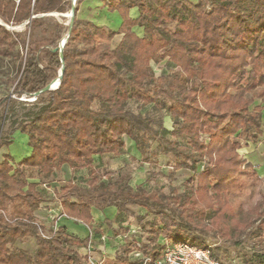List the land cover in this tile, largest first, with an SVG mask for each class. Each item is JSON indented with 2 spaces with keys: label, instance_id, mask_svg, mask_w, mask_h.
Instances as JSON below:
<instances>
[{
  "label": "trees",
  "instance_id": "trees-1",
  "mask_svg": "<svg viewBox=\"0 0 264 264\" xmlns=\"http://www.w3.org/2000/svg\"><path fill=\"white\" fill-rule=\"evenodd\" d=\"M102 1L109 12L120 15L118 31L79 19L83 0H75L71 24L56 23L50 37L36 40L26 32L43 24L41 15L64 13L66 0H0L3 24L28 22L23 32L0 25V57L18 60L12 93L0 101V110L35 96L33 102L26 101L34 107L27 120L15 129L27 136L29 156L15 163L4 154L0 162V264H87L78 253L82 240L62 227H54L45 238L35 218L46 200V185L53 182L46 180L63 166L72 175L85 170L87 180L81 186L72 176L54 191L60 216L81 222L91 232L92 208L115 207L126 214L127 205H134L156 218L148 223L147 242L140 249L152 260L162 256L166 242L181 240L209 247L218 259V248L202 236L187 234L185 228L193 226L226 242L252 234L263 243V251L247 264H264V202L251 214L221 211V196L241 189L242 179L252 176L263 183L251 164L245 162L241 170L238 150L239 140L255 143L262 136V106L256 100L264 103V0ZM134 8L139 16L131 19ZM135 28L142 29V36ZM63 36L67 41L60 53ZM117 36L118 44L109 47ZM96 40L106 46L97 48ZM60 55L64 70L59 86L40 93L58 77ZM166 59L155 78L151 63ZM130 100L148 109L132 112L127 108ZM165 115L172 120L171 131L163 126ZM125 139L142 164L156 165L159 156L170 157L169 178L181 169L193 174L186 181L189 194L166 203L171 212L141 186L112 181L113 173L105 172L107 182L99 181L95 158L119 155ZM12 142L3 141L0 149ZM27 239L34 241L32 251L19 246ZM129 246L120 248L117 264H137L127 260Z\"/></svg>",
  "mask_w": 264,
  "mask_h": 264
},
{
  "label": "rangeland",
  "instance_id": "rangeland-1",
  "mask_svg": "<svg viewBox=\"0 0 264 264\" xmlns=\"http://www.w3.org/2000/svg\"><path fill=\"white\" fill-rule=\"evenodd\" d=\"M73 0H66L65 4V12L64 13H58L54 12L57 15H51L44 18V22L41 25H38L34 28L32 33L28 30L26 32L27 35L33 34V37L36 40L43 39L50 37L52 35V29L53 26L56 23L62 24L64 26H67L70 23L69 16H66L68 13H70V6L72 4ZM192 2H196L197 0H191ZM67 13V14H66ZM107 15L105 20L107 21L109 25V29L112 31H118V29L121 26V17L118 14V12H109L107 10ZM62 16V17H61ZM64 16V17H63ZM11 28V27H10ZM13 30L10 31H18L23 32L25 30V25H19V26H13ZM64 37V36H63ZM115 41V40H114ZM109 47H114L115 42H111L108 44ZM96 46L97 48H103L106 46V44H103L102 42L96 40ZM23 54V53H22ZM168 59H166L164 62H161L159 64L153 65V76L155 78H158L161 74V69L164 67L165 62ZM18 60L9 58V57H0V101L4 99L5 97H10L13 89V82L16 78V66H17ZM35 99L32 97L30 99L20 98L19 101H17L14 105H11L8 109H4L3 111L0 110V117L2 116V119L0 120V144L3 141H10L13 140L14 136L19 132L18 130H15L19 123L22 121H26L29 111H31L34 107L28 102H33ZM28 101V102H26ZM260 100H256V103ZM127 108L132 112H145L147 108H140L138 103H136L133 100H130L127 104ZM3 117H5L3 119ZM153 117H157L156 114H153ZM163 126L166 130L171 131L172 130V120L168 115L164 116L163 119ZM168 139L173 140L172 138L168 137ZM235 141V140H234ZM239 143L241 145V148L238 150V155L243 162L241 164V170H244L245 168V160L242 157L241 149L246 144L245 141L239 140ZM17 144L18 139H14V142L8 147L10 153H14L17 151ZM7 148L3 146L0 149V158L2 155L7 151ZM132 153L129 150H123L120 155H122V158L116 156H109V159L105 161L106 167H102L99 173L102 175L99 179V181L107 182V178L104 176L105 172L113 173V176L111 177L112 181L115 180H121L123 182H128L130 186L133 188L137 186H141L145 191H147L151 196H155L159 199V202L162 203L164 206V209L167 212H171L170 205L167 206V202L174 197L175 195H181L186 196L189 194L188 186L186 184V181L193 176V174L189 171H186L184 169L178 170L172 178L168 177V174L171 172V160L170 157L167 156H159L157 158V164L156 165H148V164H142L140 162V155L139 154H130ZM135 153V152H134ZM133 155V156H132ZM121 159V161H119ZM123 159V161H122ZM14 161V159H13ZM119 161V162H118ZM15 162V161H14ZM32 177H37V174L34 171L29 172ZM70 176L68 173H62L58 170H55L51 178L47 179L46 181H51L53 179L56 180V182H61L59 189L65 185V182L68 181ZM81 179V178H80ZM87 178L82 176V181H76L77 184H80L81 186H85V181ZM37 181V180H35ZM243 186L241 189H236L235 193L232 194H224L221 196V200H223V207H221V211L223 212H233L241 209L242 214H251L256 212V205L264 202V184L260 183L259 181H255V179L250 176V178L242 179ZM50 183V182H49ZM47 183L46 188H50L52 190V193H54L55 187L54 185H51V187ZM51 184V183H50ZM57 187V186H56ZM194 190H196V180L193 184ZM44 188V187H43ZM212 192L209 191L208 195H211ZM64 196L63 194H60ZM198 192L195 193L194 197L198 198L200 201V197H198ZM59 195L56 194V201L59 202ZM178 208V207H177ZM176 208V209H177ZM127 209L129 210V213H122L124 218L126 219L128 224L132 225L135 232L130 236V234H127L125 232L124 235L126 236L124 247H126L130 243V249H132L131 252L127 254V260L128 261H136L139 259V255H141L143 252L140 250L141 245L143 243L147 242V231L149 229L148 223L155 221L156 218L153 214L147 213L146 210L139 208L134 205H127ZM260 211V210H259ZM1 212V211H0ZM175 216V220L183 224V221L181 218L177 216V213H173ZM53 216V215H52ZM142 218V219H141ZM239 217H237L235 220H238ZM264 218V214L263 217ZM261 218V220H262ZM260 220V221H261ZM37 221V220H36ZM259 221V222H260ZM126 223V222H125ZM126 226L122 227L121 230H125ZM256 225L250 229L254 230ZM186 232L187 234H191L194 236H202L204 238V241L207 245L219 249L218 259L226 262L227 264H247L251 261V258L255 254L262 253L263 251V243H260V241L257 238L251 237L252 234L244 233L239 238L232 240V241H222L217 238L213 234H211L209 231L204 230L201 227H193V226H187ZM40 234L49 236V233L47 232L46 228L40 232ZM127 234V235H126ZM134 239L135 242H132ZM161 241V240H160ZM32 242V243H31ZM139 243V247L136 245V243ZM180 242H185L188 245L193 246L192 244L188 243L187 241L181 240ZM161 243V242H160ZM28 251L33 250V240L30 241V243L25 244V246H20ZM88 243L85 245V259L87 260L88 255ZM90 248V247H89ZM123 252L121 251V253Z\"/></svg>",
  "mask_w": 264,
  "mask_h": 264
},
{
  "label": "crops",
  "instance_id": "crops-1",
  "mask_svg": "<svg viewBox=\"0 0 264 264\" xmlns=\"http://www.w3.org/2000/svg\"><path fill=\"white\" fill-rule=\"evenodd\" d=\"M107 8L103 4L102 0H83L79 6L77 16L81 20L91 22L97 27L108 28L109 25L105 20L107 15ZM129 16L131 19H136L139 14L138 11L134 8L129 11ZM135 31L139 36H142V29L135 28ZM115 45L118 44L120 36H117L115 39ZM114 45V46H115ZM256 105L262 106L261 112V130L262 136L255 142H247L241 149V154L246 163L251 164L255 167V171L261 181L264 183V103L261 104L260 101ZM14 139H18L17 151L10 153L7 148L4 154H9L15 163L21 161L23 158L28 157L31 149L27 146V136L22 135L19 132L14 136ZM12 142V143H13ZM126 148L135 154L134 149L132 150V142L125 139ZM3 154V155H4ZM109 156H114L112 154L103 155L96 157L94 161V167L100 171L102 167H106L105 161L109 159ZM118 156V155H116ZM114 156V157H116ZM133 156V155H132ZM120 158L122 155L119 154ZM2 157L0 158V162ZM121 161V159L119 160ZM118 161V162H119ZM123 161V159H122ZM62 173H68L70 176L69 179L74 176L75 182L82 181V176L86 177V171L81 170L79 172L71 174L70 168L63 166L60 170ZM81 178V179H80ZM68 179V180H69ZM51 182L49 186L54 185L55 190L59 189L61 182ZM57 186V187H56ZM46 200L41 204L39 210L35 214L37 222H39L43 227L46 228L47 232H50L55 228L62 227L66 230L68 234H71L78 239L83 241L82 247L78 249V253L81 257L85 259V245L88 243L90 247V255L98 264H117L115 262V257L117 254L121 253L120 248L124 246H119L116 242L120 235H124L122 227L126 226L127 232L132 227L128 224L122 213H118L115 207H107L103 210H98L95 208L91 209L92 223L91 226L95 228V231L91 232L88 226L82 224L81 222L69 219L67 217L60 216V205L56 201V196L52 193L50 188H47ZM73 199V197H71ZM53 215V216H52ZM106 221L110 222V225L106 224ZM126 222V223H125ZM125 232V233H127ZM32 239L23 240L19 246H25V244L30 243ZM32 243V242H31ZM34 248V241H33Z\"/></svg>",
  "mask_w": 264,
  "mask_h": 264
},
{
  "label": "built area",
  "instance_id": "built-area-1",
  "mask_svg": "<svg viewBox=\"0 0 264 264\" xmlns=\"http://www.w3.org/2000/svg\"><path fill=\"white\" fill-rule=\"evenodd\" d=\"M135 232L131 227L127 234L130 236ZM126 234V235H127ZM45 238H50L47 235L41 234ZM116 240L119 246H124L125 235H120ZM136 245L139 247V243ZM91 249L88 247L87 264H98L90 255ZM135 262V261H133ZM137 264H227L226 262L217 259L212 256L210 248H200L196 246L188 245L185 242H166L162 256L159 259L152 260L151 258L139 255V259L136 260Z\"/></svg>",
  "mask_w": 264,
  "mask_h": 264
},
{
  "label": "water",
  "instance_id": "water-1",
  "mask_svg": "<svg viewBox=\"0 0 264 264\" xmlns=\"http://www.w3.org/2000/svg\"><path fill=\"white\" fill-rule=\"evenodd\" d=\"M74 4H75V0H73L72 1V4H71L70 12H71V15L72 16L70 17V23L68 25H70L71 22H72V20H73V16H74ZM47 16H50V15L49 14H45V15H41L40 17H47ZM33 18H35V17H32V19ZM26 24H28V22L24 23V25H26ZM0 25L1 26H4L7 30H13L12 27L10 28L9 26H6L1 21H0ZM66 41H67V37H62V39L60 40L59 45H58V50L60 51V53L62 52ZM60 58H61L62 66H61V68L59 70L58 77L54 81H52L47 87H45L44 89H42L40 91V93H44V92L49 91V90H54V89H56L59 86V84L61 82L63 70H64V64H63V60H62V56L61 55H60ZM32 98L35 99V96H33Z\"/></svg>",
  "mask_w": 264,
  "mask_h": 264
},
{
  "label": "bare ground",
  "instance_id": "bare-ground-1",
  "mask_svg": "<svg viewBox=\"0 0 264 264\" xmlns=\"http://www.w3.org/2000/svg\"><path fill=\"white\" fill-rule=\"evenodd\" d=\"M66 14H67V13H66ZM51 15L53 16V15H57V14H56V13H53V14H51ZM66 16H69V18H70V17L72 16V15H71V12L68 13ZM63 17H64V16H63Z\"/></svg>",
  "mask_w": 264,
  "mask_h": 264
}]
</instances>
